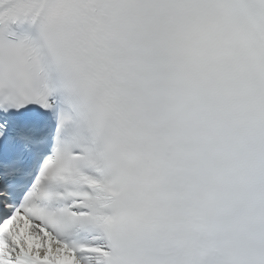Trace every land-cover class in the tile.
Wrapping results in <instances>:
<instances>
[{
  "label": "snow or ice",
  "instance_id": "obj_1",
  "mask_svg": "<svg viewBox=\"0 0 264 264\" xmlns=\"http://www.w3.org/2000/svg\"><path fill=\"white\" fill-rule=\"evenodd\" d=\"M0 264H264V0H0Z\"/></svg>",
  "mask_w": 264,
  "mask_h": 264
}]
</instances>
